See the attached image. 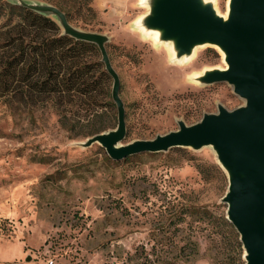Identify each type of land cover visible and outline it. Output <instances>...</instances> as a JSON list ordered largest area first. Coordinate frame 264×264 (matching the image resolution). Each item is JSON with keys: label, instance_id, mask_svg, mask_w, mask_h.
I'll list each match as a JSON object with an SVG mask.
<instances>
[{"label": "rangeland", "instance_id": "rangeland-1", "mask_svg": "<svg viewBox=\"0 0 264 264\" xmlns=\"http://www.w3.org/2000/svg\"><path fill=\"white\" fill-rule=\"evenodd\" d=\"M208 1L219 14L227 12L229 0ZM91 6L94 13L77 15L79 5L70 3V23L109 38L126 111L123 145L175 131L181 119L195 124L219 103L228 109L244 103L226 83L195 81L226 66L217 48H199L174 64L170 50L140 29L146 14L140 0H93ZM1 15L0 31L19 19ZM86 56L103 64L96 45ZM106 74L111 107L100 118L98 103L75 108L73 133L52 103L0 98V264H239V234L222 202L228 180L212 148L114 161L98 143L79 145L96 122L117 128L113 79Z\"/></svg>", "mask_w": 264, "mask_h": 264}, {"label": "water", "instance_id": "water-1", "mask_svg": "<svg viewBox=\"0 0 264 264\" xmlns=\"http://www.w3.org/2000/svg\"><path fill=\"white\" fill-rule=\"evenodd\" d=\"M11 4L54 19L64 36L100 50L105 70L113 79L118 125L79 145L89 148L98 143L114 161L174 148H212L227 176L228 190L222 202L228 206L227 220L239 234L243 260L264 264V0H229L226 18L208 0H148L149 11L139 25L143 33L159 32L157 43H171L174 60L186 57L188 61L198 47L217 48L226 67L206 70L195 81L202 86L226 83L244 103L234 109L219 103L216 113H205L195 124L181 119L175 131L126 145L122 144L127 134L126 111L120 77L106 48L108 36L74 27L55 5L28 0H12Z\"/></svg>", "mask_w": 264, "mask_h": 264}, {"label": "trees", "instance_id": "trees-1", "mask_svg": "<svg viewBox=\"0 0 264 264\" xmlns=\"http://www.w3.org/2000/svg\"><path fill=\"white\" fill-rule=\"evenodd\" d=\"M93 0H58L55 5L68 17L74 14L70 3L79 5L76 10L94 13ZM2 12L18 17L14 24H7L0 31V98L8 102L17 100L29 104L52 103L60 122L69 131L75 110L92 102L98 103L104 117L110 102H105L108 75L104 65L86 56L94 45L64 36L57 22L26 8L0 0ZM77 108V109H75ZM75 109V110H74ZM104 123L96 122L82 134L91 137L107 131ZM233 225H231L232 227ZM237 247L244 250L237 235ZM239 264H245L241 259Z\"/></svg>", "mask_w": 264, "mask_h": 264}, {"label": "bare ground", "instance_id": "bare-ground-1", "mask_svg": "<svg viewBox=\"0 0 264 264\" xmlns=\"http://www.w3.org/2000/svg\"><path fill=\"white\" fill-rule=\"evenodd\" d=\"M148 3V0H140V4H141V6L143 7V8H145V10H146V13H148V11H149V5L147 4ZM228 3H229V1H228ZM227 14H228V9H227V12L225 13V14H223L222 16H224L225 18L227 17ZM143 30V29H142ZM147 32V34L149 35V36H153V39H154V42H155V44L156 45H158V46H166L170 51H171V49H173V47H172V44L171 43H166V42H159V44L157 43V41H158V39H159V32H157V31H149V30H147L146 31ZM145 32V33H146ZM199 48H201V47H198V48H196L195 50H194V53H193V56H194V54H195V52L199 49ZM223 56V55H222ZM223 58H224V56H223ZM188 58H186V57H182V58H180V59H177V60H174V59H172V61L174 62V64H183L186 60H187ZM226 67V66H225ZM225 67H223V68H225Z\"/></svg>", "mask_w": 264, "mask_h": 264}, {"label": "built area", "instance_id": "built-area-1", "mask_svg": "<svg viewBox=\"0 0 264 264\" xmlns=\"http://www.w3.org/2000/svg\"><path fill=\"white\" fill-rule=\"evenodd\" d=\"M46 264H57L56 262H55V260H53V259H50V260H48L47 261V263Z\"/></svg>", "mask_w": 264, "mask_h": 264}]
</instances>
